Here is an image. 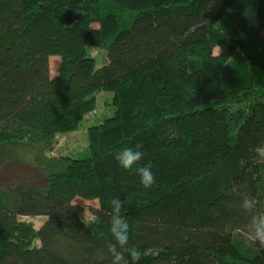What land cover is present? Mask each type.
<instances>
[{
  "label": "trees",
  "instance_id": "16d2710c",
  "mask_svg": "<svg viewBox=\"0 0 264 264\" xmlns=\"http://www.w3.org/2000/svg\"><path fill=\"white\" fill-rule=\"evenodd\" d=\"M263 30L264 0H0V264H111L117 196L138 264H264L240 208L247 194L264 211ZM101 91L114 113L88 128L87 157H49L42 187L1 177L19 148L75 130ZM137 145L144 158L120 167ZM75 199L98 202L93 220Z\"/></svg>",
  "mask_w": 264,
  "mask_h": 264
},
{
  "label": "rangeland",
  "instance_id": "374dc122",
  "mask_svg": "<svg viewBox=\"0 0 264 264\" xmlns=\"http://www.w3.org/2000/svg\"><path fill=\"white\" fill-rule=\"evenodd\" d=\"M94 26H98L94 24ZM264 34V30H263ZM88 55L94 58L95 68H100L107 62L105 50L97 47H87ZM60 57L52 55L49 57V68L51 76H55L60 68ZM112 92L101 91L96 94V108L83 117L78 127L68 133L58 134L48 148L38 145L35 148L21 147L15 151V158L11 166L1 174L3 179L7 177L19 181L25 185L42 187L45 184V173L39 169V165L47 163L49 157H71L83 158L89 155L88 152V128L103 122L114 113L111 104ZM74 202L82 208L81 219L90 221L94 219L92 209L98 207L96 200L87 201L75 199ZM20 219L32 228L38 229L44 222L43 216H22ZM40 244L35 241L34 245Z\"/></svg>",
  "mask_w": 264,
  "mask_h": 264
},
{
  "label": "clouds",
  "instance_id": "9594fccd",
  "mask_svg": "<svg viewBox=\"0 0 264 264\" xmlns=\"http://www.w3.org/2000/svg\"><path fill=\"white\" fill-rule=\"evenodd\" d=\"M132 147H124L117 151L114 159L118 165L125 170H130L137 165L143 158L144 152ZM136 174L139 176V183L144 188H151L155 182V176L152 172L151 163L136 168ZM110 232L112 241L107 242V251L111 257V264H138L141 259V252L135 245H129V224L122 216L123 201L119 196L110 200ZM258 201L250 195H243L240 201V208L246 212L250 219L245 227L247 240L264 248V211L257 210ZM114 241V242H113ZM127 254V256H126Z\"/></svg>",
  "mask_w": 264,
  "mask_h": 264
}]
</instances>
